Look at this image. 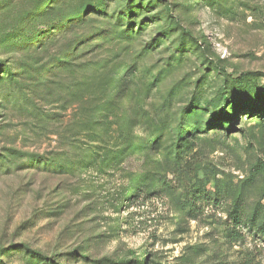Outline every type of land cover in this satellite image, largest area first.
<instances>
[{
    "label": "rangeland",
    "instance_id": "obj_1",
    "mask_svg": "<svg viewBox=\"0 0 264 264\" xmlns=\"http://www.w3.org/2000/svg\"><path fill=\"white\" fill-rule=\"evenodd\" d=\"M0 264H264V0H0Z\"/></svg>",
    "mask_w": 264,
    "mask_h": 264
},
{
    "label": "trees",
    "instance_id": "obj_2",
    "mask_svg": "<svg viewBox=\"0 0 264 264\" xmlns=\"http://www.w3.org/2000/svg\"><path fill=\"white\" fill-rule=\"evenodd\" d=\"M45 3V2H47V0H28V5H29V7H32V8H34V9H36V8H39L43 3ZM32 16H34V14L32 15ZM43 16V15H42ZM41 19V17L39 16V20ZM74 20V19H73ZM33 21V20H32ZM38 20H35V22H37ZM34 22V23H35ZM225 117H226V114L224 115ZM226 119V118H225ZM84 124L83 125H88V121H85V122H83ZM92 123V125L93 126H95V125H97L98 124V121H92L91 122ZM89 138H90V136H88ZM102 138H104V136L103 137H101L100 139L102 140V141H104V139H102ZM90 141H94V138H92V140L90 139ZM96 141V140H95ZM125 141V142H124ZM111 154L110 153H106V155H104V156H107L106 157V159H107V161H109V162H116V163H118L119 164V159L123 156V157H126L127 155H129L131 152H133L134 151V140H132V142L131 143H129L128 142V139H126V138H124V140H123V142L122 143H118V142H116V144L115 145H113V147H111ZM118 150V152H116ZM116 153H119V156H120V158L117 160V158H116ZM95 155V153L93 152V156ZM95 157H97V156H95ZM92 158V160H93V162L94 161H96V158ZM113 157H115V159H113ZM82 164V163H85L84 162V157H80L79 158V164ZM143 175V174H142ZM144 176H141V174H136L135 176H133L132 177V185L134 184V186L135 185H137L138 183H140L144 178H143Z\"/></svg>",
    "mask_w": 264,
    "mask_h": 264
}]
</instances>
